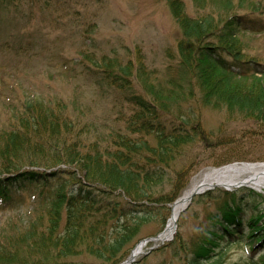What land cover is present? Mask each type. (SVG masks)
<instances>
[{"label":"rangeland","instance_id":"1","mask_svg":"<svg viewBox=\"0 0 264 264\" xmlns=\"http://www.w3.org/2000/svg\"><path fill=\"white\" fill-rule=\"evenodd\" d=\"M178 1L190 17L211 12L224 18L234 13L264 25V0H230L228 7L224 6L226 0ZM181 36L182 29L167 0H18L7 9L0 7V128H7L13 121L12 113L20 108L23 100L37 97L41 105H61L66 117L90 123V131L83 135V141H93L98 134L100 145L112 148L114 132L111 128L127 134L126 119L134 118L138 109L136 99L126 100L132 93L146 103H165L177 116L175 107L182 105L187 124L181 128L188 133H198L163 166L164 184L160 195H156L160 197L159 202L149 208L154 216L139 225L128 245L130 248L108 262L82 256L75 258V264H116L124 257L117 263L120 264L136 244L145 239L140 254L131 264H191L193 250L209 238H215L216 231L221 233L217 226L225 207L222 202L230 199V193L243 199L250 209L257 205L255 201L264 199V190L244 185L206 188L195 194L180 211L170 237L163 242L155 240L167 225L174 201L179 200L199 174L227 164L264 161L262 120H252L235 110L228 112L225 105L203 104L196 87L184 88V91L175 87V91L169 93H158L148 87L151 84L157 88L160 83L168 88L170 78L176 83L179 81L177 43ZM238 39L242 58L264 65V29L246 28ZM90 41L92 47L86 46ZM85 50L97 61L107 56L117 58L121 64L129 63L128 82L113 90L96 86L91 76L95 80L102 77L104 66L95 67L87 61L80 55ZM83 65L88 67L87 71ZM189 83L190 87L194 86V80ZM192 92L191 97L185 98ZM178 119L171 115L161 121H175L176 124ZM140 136L141 133H133L134 138ZM141 138L150 144L155 142L151 133ZM49 156L45 153L43 160L53 165L47 159ZM54 165V168L71 170L74 164ZM21 167H28V164L24 162ZM8 181L14 180L3 179L2 184L7 186ZM17 181L20 186L13 182L6 187L4 195H22L20 204L8 206L0 200V241L1 235L11 237V223H20L16 229L20 233L24 225H29L32 219L35 221L45 208L34 197L33 183ZM249 190L254 191L253 195L250 196ZM251 213L254 214V210ZM242 215L248 218L250 210ZM221 251L218 264H254L251 259L257 258L264 248L250 254L248 248L235 246L230 241ZM215 255L194 264H212ZM257 261H261L259 257Z\"/></svg>","mask_w":264,"mask_h":264},{"label":"trees","instance_id":"2","mask_svg":"<svg viewBox=\"0 0 264 264\" xmlns=\"http://www.w3.org/2000/svg\"><path fill=\"white\" fill-rule=\"evenodd\" d=\"M16 1L0 0V7L7 9ZM167 2L182 29L177 43L179 81L170 78L168 88L160 83L157 88L151 84L148 87L158 93L173 92L175 87L182 91L196 87L203 104L225 105L228 112L235 110L264 122V65L243 59L238 39L242 30L264 29V25L234 13L224 18L211 12L190 17L178 0ZM225 2V7L231 5L230 0ZM238 6L242 7V3ZM222 10L219 12L225 14ZM86 46L92 47L91 41ZM80 55L95 67L104 66L102 77L95 80L91 76L96 86L113 90L128 82L129 63L121 64L117 58L107 56L97 61L86 50ZM82 67L88 70L87 66ZM191 79L194 86L190 87ZM133 99L138 102V109L134 118L126 119L127 134L111 128L112 148L100 145L98 134L93 141H83L90 123L66 117L61 105H41L40 99L33 97L15 109L13 121L7 128H0V200L8 206L20 204L22 195L5 197L4 192L13 182L19 185L17 180L27 181L34 184V197L45 208L20 233L16 230L20 223H11V237L1 235L0 264H56L58 260L61 264H75V258L82 256L108 262L130 248L139 225L154 216L149 208L159 202L156 195H160L164 184L163 166L198 135L181 128L187 124L182 105L175 107L177 116L165 103H146L132 93L126 97ZM171 115L180 118L176 124L161 121ZM133 133L141 136L134 138ZM150 133L154 134V144L141 138ZM45 153L50 154L47 159L53 165L45 163ZM24 162L28 167H21ZM56 163L74 165L67 170L54 168ZM9 178L14 181L3 185L2 180ZM252 192L248 191L250 196ZM230 194V199L222 202L228 207L222 209L218 220L217 230L221 233L216 231L215 238L193 250L191 264L213 258L214 254L211 263L218 264L221 250L230 241L235 246L247 245L251 254L264 248V199L255 201L257 205L250 209L243 199ZM248 210L246 219L242 213ZM258 257L261 261H257ZM258 257L251 259L252 263L264 264V251Z\"/></svg>","mask_w":264,"mask_h":264},{"label":"bare ground","instance_id":"3","mask_svg":"<svg viewBox=\"0 0 264 264\" xmlns=\"http://www.w3.org/2000/svg\"><path fill=\"white\" fill-rule=\"evenodd\" d=\"M242 185L252 187L256 190H264V161L254 163H232L220 168H210L199 174L193 179L191 185L179 198V201L173 205L171 209V219L168 220L165 229L155 240L163 242L170 237L174 218H176L185 207L190 194L194 190H204L213 186L234 188ZM139 250H141L139 247L135 249V256L140 254Z\"/></svg>","mask_w":264,"mask_h":264},{"label":"water","instance_id":"4","mask_svg":"<svg viewBox=\"0 0 264 264\" xmlns=\"http://www.w3.org/2000/svg\"><path fill=\"white\" fill-rule=\"evenodd\" d=\"M197 191L195 190L192 194H195ZM178 201H176L174 204H176ZM142 244V242L137 243L136 247H140ZM135 249L131 250V252L129 253L128 257L120 264H131L134 260V256H135Z\"/></svg>","mask_w":264,"mask_h":264}]
</instances>
